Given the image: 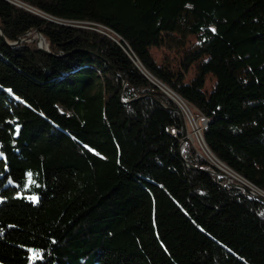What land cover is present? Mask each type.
I'll use <instances>...</instances> for the list:
<instances>
[{"label":"trees","instance_id":"trees-1","mask_svg":"<svg viewBox=\"0 0 264 264\" xmlns=\"http://www.w3.org/2000/svg\"><path fill=\"white\" fill-rule=\"evenodd\" d=\"M11 1L24 5L0 0V264L29 249L32 264H264V0ZM172 34L199 41L174 73L149 52ZM142 70L204 117L205 146L253 194L216 176Z\"/></svg>","mask_w":264,"mask_h":264},{"label":"rangeland","instance_id":"rangeland-1","mask_svg":"<svg viewBox=\"0 0 264 264\" xmlns=\"http://www.w3.org/2000/svg\"><path fill=\"white\" fill-rule=\"evenodd\" d=\"M15 4L23 6L24 4H20L14 1ZM26 8V6H24ZM83 26V25H81ZM102 28V27H99ZM103 29V28H102ZM28 36L27 40H35V43L37 45V42L39 41L36 34L33 31H29L26 33ZM40 42V41H39ZM42 43V42H41ZM198 38L195 35H185L180 36L178 34H172L170 38L165 39V41L157 47H150L149 52L155 61L157 65H160L161 67L165 68L166 70L170 72H177L180 71V62L184 58V56L188 55L190 52L195 50L198 46ZM44 40L42 43V46L44 47ZM197 62H193L189 65L187 72L184 74L183 82H189L194 74H195V65ZM214 84V78L212 75L207 74L204 79L203 83V91L208 94L210 90L212 89ZM181 104V101H179ZM185 105L187 106V110L185 109L183 112L184 116V138H186L195 148V150H198L199 153L216 169L219 170L220 174H222V177L230 184V183H243L242 177L238 176V179L233 178L229 176L225 171H223L221 166L216 167L214 164H212V161L208 158L206 152L204 151L203 147V141L201 138V135L195 136L197 134V130L200 132L201 126H204L206 121L204 117L197 113L191 106H189L185 101H183ZM183 141V140H182ZM181 141V142H182ZM202 149H200V148ZM226 170V168H225ZM237 175V174H236ZM245 186V185H244ZM248 191H251L254 193V188L252 186H245ZM254 189V190H253ZM255 194H258L257 192ZM35 253L29 249L27 254V264H32L33 261L36 259Z\"/></svg>","mask_w":264,"mask_h":264},{"label":"water","instance_id":"water-1","mask_svg":"<svg viewBox=\"0 0 264 264\" xmlns=\"http://www.w3.org/2000/svg\"><path fill=\"white\" fill-rule=\"evenodd\" d=\"M8 1H10V2H12V3H14L13 1H11V0H8ZM33 32L36 34V36H37V38H41V42L43 43V38H42V36L40 35V33H39V31L38 30H33ZM20 40H22V39H20ZM41 42H37V47L39 48V49H41V50H43V51H45V52H47V48H46V44H44V47L42 46V43ZM142 73L155 85V86H157L158 88H160V90L165 94V95H167L172 101H174L175 102V100L165 91V89H163L160 85V82H158L157 80H155V79H153V78H151L146 72H144V70H142ZM166 88V87H165ZM166 89H168V88H166ZM169 90V89H168ZM170 91V90H169ZM172 92V91H171ZM176 103V102H175ZM184 133V131L182 132V134ZM202 138V137H201ZM185 144V140L183 139V141H182V143H181V147H180V150L182 149V147H183V145ZM214 157V156H213ZM215 158V157H214ZM216 159V158H215ZM219 163H221L223 166H225L222 162H220L218 159H216ZM226 167V166H225ZM192 168V167H191ZM208 172H210V173H213V171L212 170H207ZM217 175H220V176H222V174H217L216 173V176ZM228 185H230V186H232V187H236V188H239V189H244V184L243 183H236V184H234V183H230V184H228ZM257 189V188H256ZM257 193L258 194H254V195H256V197L260 200V201H262V202H264V192L263 191H261V190H259V189H257Z\"/></svg>","mask_w":264,"mask_h":264},{"label":"bare ground","instance_id":"bare-ground-1","mask_svg":"<svg viewBox=\"0 0 264 264\" xmlns=\"http://www.w3.org/2000/svg\"><path fill=\"white\" fill-rule=\"evenodd\" d=\"M38 40L41 42V38H38ZM165 89V91L179 104V106L181 107V109L183 110H187V106L185 105V103L183 102V100L181 98H179L177 95H175L173 92L169 91L168 89H166L165 87H163ZM181 101V104L180 102ZM173 132V131H172ZM174 133V132H173ZM203 141V140H202ZM203 147H204V151L206 152L208 158L212 161V164H214L216 167L221 166L223 169V171H225L227 174H229V176L238 179V175H236L235 173H233L232 170H230L229 168L223 166L221 163H219L214 157L213 155L209 152V150L207 149V147L205 146L204 142H203ZM220 168V167H218ZM226 168V170H225ZM221 169V168H220ZM240 177V176H239ZM243 183L245 182V180L243 178H241Z\"/></svg>","mask_w":264,"mask_h":264},{"label":"built area","instance_id":"built-area-1","mask_svg":"<svg viewBox=\"0 0 264 264\" xmlns=\"http://www.w3.org/2000/svg\"><path fill=\"white\" fill-rule=\"evenodd\" d=\"M82 24V23H81ZM100 32H102V33H105V31H104V29H98ZM162 88L164 87V86H162V85H160ZM164 89V88H163ZM176 102V101H175ZM176 105L178 106V108L180 109V112H181V115H182V117H183V119H184V116H183V113L184 114H186L185 112H183L184 110L183 109H181V107L179 106V104L176 102ZM183 112V113H182ZM197 135H201L200 134V132L197 130V134H195V136H197ZM182 143V142H181ZM180 147H181V144H180ZM200 148V147H199ZM201 149V148H200ZM202 150V149H201ZM198 151V150H197ZM199 153V152H198ZM201 154V153H200ZM224 184H229L226 180H225V182H224ZM251 194H253L251 191H249Z\"/></svg>","mask_w":264,"mask_h":264}]
</instances>
